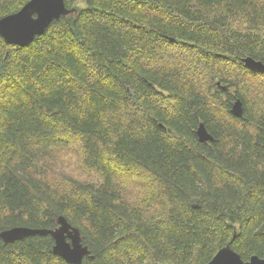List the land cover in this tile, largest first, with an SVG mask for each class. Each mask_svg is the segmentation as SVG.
I'll return each mask as SVG.
<instances>
[{
  "label": "trees",
  "instance_id": "16d2710c",
  "mask_svg": "<svg viewBox=\"0 0 264 264\" xmlns=\"http://www.w3.org/2000/svg\"><path fill=\"white\" fill-rule=\"evenodd\" d=\"M65 3L31 45L0 37V235L62 216L82 264L264 258V74L242 62L264 63V0ZM54 245L0 236V264H68Z\"/></svg>",
  "mask_w": 264,
  "mask_h": 264
},
{
  "label": "water",
  "instance_id": "95a60500",
  "mask_svg": "<svg viewBox=\"0 0 264 264\" xmlns=\"http://www.w3.org/2000/svg\"><path fill=\"white\" fill-rule=\"evenodd\" d=\"M73 12L66 7L65 0H31L19 12L0 20V37L9 45L27 47L37 37L43 36L54 21ZM242 62L250 71L264 74L263 62L251 57L244 58ZM218 87L221 84L218 83ZM231 113L236 118H243L244 110L240 100L233 104ZM197 136L200 143L214 141L204 124L199 126ZM35 235L51 236L55 242L54 255L68 264H82L83 259L90 255L89 248L82 243L79 229L73 227L64 217L58 219V227L54 230L15 227L3 231L0 236L5 244H11ZM207 264H264V258L252 257L245 262L228 245Z\"/></svg>",
  "mask_w": 264,
  "mask_h": 264
},
{
  "label": "bare ground",
  "instance_id": "6f19581e",
  "mask_svg": "<svg viewBox=\"0 0 264 264\" xmlns=\"http://www.w3.org/2000/svg\"><path fill=\"white\" fill-rule=\"evenodd\" d=\"M66 7H67V6H66ZM240 101H241V100H240ZM235 102H236V101H235ZM235 102H234V103H235ZM234 103H233V104H234ZM232 106H233V105H232ZM239 119H240V118H239ZM202 124H203V123H202ZM61 217H62V216H61ZM25 228H27V227H25ZM11 229H12V228H11Z\"/></svg>",
  "mask_w": 264,
  "mask_h": 264
},
{
  "label": "rangeland",
  "instance_id": "374dc122",
  "mask_svg": "<svg viewBox=\"0 0 264 264\" xmlns=\"http://www.w3.org/2000/svg\"><path fill=\"white\" fill-rule=\"evenodd\" d=\"M80 5L83 6V3H81Z\"/></svg>",
  "mask_w": 264,
  "mask_h": 264
}]
</instances>
